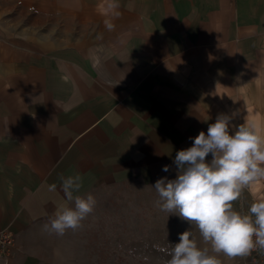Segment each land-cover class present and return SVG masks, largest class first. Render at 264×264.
I'll return each mask as SVG.
<instances>
[{
	"label": "crops",
	"instance_id": "crops-1",
	"mask_svg": "<svg viewBox=\"0 0 264 264\" xmlns=\"http://www.w3.org/2000/svg\"><path fill=\"white\" fill-rule=\"evenodd\" d=\"M204 1L135 2L144 23L134 26L132 48L122 32L114 55L92 43L7 44L0 58V229L22 242L62 205L72 207L61 176L79 174L83 187L74 195H81L145 167L154 175L165 165L177 170V151L205 128L200 112H264L253 99L239 100L255 89L264 95V28L232 22L241 9L230 0L212 8ZM157 15L170 19H146ZM245 193L235 201L241 213L253 203Z\"/></svg>",
	"mask_w": 264,
	"mask_h": 264
},
{
	"label": "rangeland",
	"instance_id": "rangeland-1",
	"mask_svg": "<svg viewBox=\"0 0 264 264\" xmlns=\"http://www.w3.org/2000/svg\"><path fill=\"white\" fill-rule=\"evenodd\" d=\"M137 1L118 0L119 8L112 10L108 7L111 0H0V58L6 55L7 44L11 42L30 44L34 49L55 43H78L83 47L92 43L103 46L107 55H114L124 32L126 46L132 48L134 26L144 23V18L135 15ZM204 2L209 8L217 3L215 0ZM237 4L241 15L232 17V22H237V26L252 22L254 27L264 28V0L229 2L233 8ZM146 19L165 24L170 18L157 15ZM201 19L211 20L210 17ZM106 20L114 24L112 30L106 27ZM249 93L239 100L253 99L259 109L264 108L261 90ZM224 108L220 112L213 108L206 113L200 112V122L205 117V128L200 131L207 133L208 125L225 114L233 117L230 132L231 126L243 123H255L264 132V112H225ZM162 169L163 166L159 167L154 175L153 170L145 167L133 176H115L96 185L80 195L91 194L96 200L94 211L82 221L80 229L56 236L41 226L24 241L16 240L10 253L0 255V264H164L168 257L160 248L178 243L179 234L186 230L193 233L201 247L209 246L204 244L195 225L157 207L158 195L152 186L160 178L175 179L177 174V170L169 168L164 172ZM244 189L251 202H254L253 197L264 199L262 179ZM233 206L237 210L241 204L233 202ZM219 258L222 264L264 263V257L229 259L221 254Z\"/></svg>",
	"mask_w": 264,
	"mask_h": 264
},
{
	"label": "clouds",
	"instance_id": "clouds-1",
	"mask_svg": "<svg viewBox=\"0 0 264 264\" xmlns=\"http://www.w3.org/2000/svg\"><path fill=\"white\" fill-rule=\"evenodd\" d=\"M108 7L119 8L118 0ZM115 15H119L115 12ZM109 30L114 24L105 21ZM233 117L221 114L204 131L192 139L191 147L177 151L175 179L160 178L152 186L158 195L157 207L168 214L195 225L204 244L189 230L179 234V242L160 248L168 257L164 264H222L221 254L231 259L247 256L253 250L264 253V199L254 201L247 213L234 209L242 190L264 179V132L255 123L234 125ZM211 156L208 160L206 157ZM169 171V166L162 169ZM60 188L67 202L44 230L63 236L68 230L80 229L82 221L94 211L93 195H74L83 187L82 177H60ZM56 184L49 185L54 192ZM159 247V246H157Z\"/></svg>",
	"mask_w": 264,
	"mask_h": 264
},
{
	"label": "built area",
	"instance_id": "built-area-1",
	"mask_svg": "<svg viewBox=\"0 0 264 264\" xmlns=\"http://www.w3.org/2000/svg\"><path fill=\"white\" fill-rule=\"evenodd\" d=\"M16 234L10 228L0 229V255H6L10 253V251L16 245ZM247 257L251 258H263L264 253L259 250H253Z\"/></svg>",
	"mask_w": 264,
	"mask_h": 264
}]
</instances>
